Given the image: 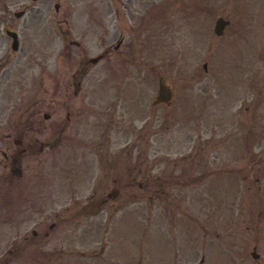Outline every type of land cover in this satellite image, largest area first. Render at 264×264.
<instances>
[{"label": "rangeland", "instance_id": "rangeland-1", "mask_svg": "<svg viewBox=\"0 0 264 264\" xmlns=\"http://www.w3.org/2000/svg\"><path fill=\"white\" fill-rule=\"evenodd\" d=\"M0 19L20 33L12 66H31L0 84V112L37 94L52 116L28 159L39 237L13 261L0 220V264H264V0H0ZM60 27L90 56L125 38L68 102ZM160 76L169 106L152 103Z\"/></svg>", "mask_w": 264, "mask_h": 264}, {"label": "flooded vegetation", "instance_id": "flooded-vegetation-1", "mask_svg": "<svg viewBox=\"0 0 264 264\" xmlns=\"http://www.w3.org/2000/svg\"><path fill=\"white\" fill-rule=\"evenodd\" d=\"M9 22L10 20L4 22L3 19H0V84L10 80L8 76L9 72L12 71V67L21 68L23 66L25 67L23 71H28L31 68L30 65L12 66L9 61L11 55L6 52V39L9 38L12 43L13 38L7 34V30L17 32L15 51H18L21 46L20 33L9 25ZM60 28H64V31L58 32L59 37L63 42H67V46L69 47L67 51H72L75 55L72 68H66L63 71L62 87L65 88V98H67L68 102L72 95L76 97L80 93L83 85L86 84V75L92 71L98 61L92 62L81 40L77 41L69 38L72 35L71 27ZM103 38L102 49H106V51L101 54V59H105L108 54L115 56L117 59H122L120 49L124 45L125 38L119 36L117 30L104 34ZM72 46L73 48H71ZM71 88L72 90L70 91ZM36 96L37 94L33 99L29 100L25 113L15 117L5 127L0 129V136L7 138L9 142H4L5 138L0 139V220L6 222L5 226L14 228L18 235H21L22 232H31L33 238L37 236L36 228L38 227L37 217L33 212L34 199L35 195H37L34 188L36 181L33 179L35 178L34 174L36 170L34 167L31 168V163L28 159L36 156L38 152L37 135L43 131L41 127H38V115L43 111V107L41 106L42 102L38 101L39 99ZM67 121L68 123L71 121L69 109ZM23 139L26 141L24 142ZM43 147L44 145H39V151H42ZM23 165L24 167H22ZM22 202H30V207L19 208ZM5 206L12 208L5 209L3 208ZM25 233L23 235L24 239L29 237ZM1 245L2 243L0 242ZM12 246L14 248L20 247L18 245ZM190 264L205 263L203 262V258H201L200 261H192Z\"/></svg>", "mask_w": 264, "mask_h": 264}, {"label": "water", "instance_id": "water-1", "mask_svg": "<svg viewBox=\"0 0 264 264\" xmlns=\"http://www.w3.org/2000/svg\"><path fill=\"white\" fill-rule=\"evenodd\" d=\"M227 24V21H225L223 18H218L216 21V25H215V32L217 34H222L223 32V28L224 26ZM163 89L164 86L162 85V83H160V93H163ZM165 96V94H164ZM170 96V94L167 92L165 97H161L160 95L158 96V100H160V98H165L168 99V97Z\"/></svg>", "mask_w": 264, "mask_h": 264}]
</instances>
